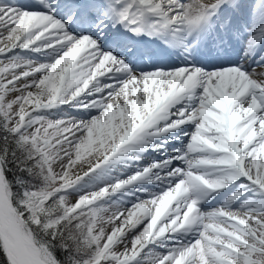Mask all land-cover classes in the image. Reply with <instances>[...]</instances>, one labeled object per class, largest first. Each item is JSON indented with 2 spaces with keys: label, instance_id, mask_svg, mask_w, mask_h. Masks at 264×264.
<instances>
[{
  "label": "snow or ice",
  "instance_id": "obj_1",
  "mask_svg": "<svg viewBox=\"0 0 264 264\" xmlns=\"http://www.w3.org/2000/svg\"><path fill=\"white\" fill-rule=\"evenodd\" d=\"M0 264H264V0H0Z\"/></svg>",
  "mask_w": 264,
  "mask_h": 264
}]
</instances>
